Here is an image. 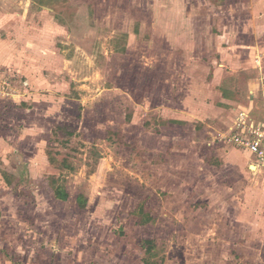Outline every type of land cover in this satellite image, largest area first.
<instances>
[{"label":"rangeland","instance_id":"rangeland-1","mask_svg":"<svg viewBox=\"0 0 264 264\" xmlns=\"http://www.w3.org/2000/svg\"><path fill=\"white\" fill-rule=\"evenodd\" d=\"M240 109L264 0H0V264H264Z\"/></svg>","mask_w":264,"mask_h":264},{"label":"built area","instance_id":"built-area-1","mask_svg":"<svg viewBox=\"0 0 264 264\" xmlns=\"http://www.w3.org/2000/svg\"><path fill=\"white\" fill-rule=\"evenodd\" d=\"M221 140L251 154L255 169L264 171V120H256L250 111L240 109L229 133Z\"/></svg>","mask_w":264,"mask_h":264},{"label":"trees","instance_id":"trees-1","mask_svg":"<svg viewBox=\"0 0 264 264\" xmlns=\"http://www.w3.org/2000/svg\"><path fill=\"white\" fill-rule=\"evenodd\" d=\"M77 201H78V203L81 205V206H85L86 205V203H85V199H84V197L83 196H79L78 197V199H77ZM153 221V219H152V217H148V221L147 222H152ZM144 223H146V222H144ZM155 249V245L154 244H152V245H150L147 249H146V253H149V254H151L152 253V251ZM145 264H150L148 261H145Z\"/></svg>","mask_w":264,"mask_h":264},{"label":"crops","instance_id":"crops-1","mask_svg":"<svg viewBox=\"0 0 264 264\" xmlns=\"http://www.w3.org/2000/svg\"><path fill=\"white\" fill-rule=\"evenodd\" d=\"M232 146V145H231ZM234 149H236V151L239 153V155H243V154H245L246 156L249 154V153H245V152H243L242 150H240V149H238L237 147H234ZM250 156L248 157V162H250V163H255V160H254V158L252 157V155L251 154H249ZM258 170H260V172H263L264 173V171L263 170H261V169H258ZM259 172V171H258Z\"/></svg>","mask_w":264,"mask_h":264},{"label":"bare ground","instance_id":"bare-ground-1","mask_svg":"<svg viewBox=\"0 0 264 264\" xmlns=\"http://www.w3.org/2000/svg\"><path fill=\"white\" fill-rule=\"evenodd\" d=\"M255 169V168H254Z\"/></svg>","mask_w":264,"mask_h":264}]
</instances>
